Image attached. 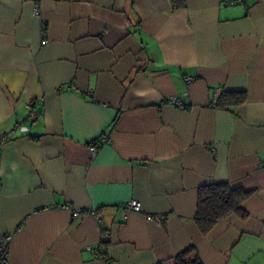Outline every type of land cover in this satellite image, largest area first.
<instances>
[{
    "label": "crops",
    "instance_id": "1",
    "mask_svg": "<svg viewBox=\"0 0 264 264\" xmlns=\"http://www.w3.org/2000/svg\"><path fill=\"white\" fill-rule=\"evenodd\" d=\"M217 91L246 100L219 109ZM16 125L8 264H174L190 246L264 264V0H0V134ZM222 183L250 193L246 217L202 236L198 190Z\"/></svg>",
    "mask_w": 264,
    "mask_h": 264
},
{
    "label": "trees",
    "instance_id": "2",
    "mask_svg": "<svg viewBox=\"0 0 264 264\" xmlns=\"http://www.w3.org/2000/svg\"><path fill=\"white\" fill-rule=\"evenodd\" d=\"M246 94L223 92L219 94L216 108L229 109L244 103ZM250 193L242 189H232L227 184H211L201 187L197 195L195 223L202 236H206L218 221L231 213L246 217L242 204ZM174 264H202L193 246L174 257Z\"/></svg>",
    "mask_w": 264,
    "mask_h": 264
},
{
    "label": "built area",
    "instance_id": "3",
    "mask_svg": "<svg viewBox=\"0 0 264 264\" xmlns=\"http://www.w3.org/2000/svg\"><path fill=\"white\" fill-rule=\"evenodd\" d=\"M34 14H38V11L35 10L34 11ZM194 79L191 78V77H186L184 78V81L189 84L193 81ZM219 92H215L214 93V97L212 99V106L215 107L216 105V102H217V99L219 97ZM165 104H169V105H172V106H175V107H178V108H184V106L182 105V103L179 101V99H177L176 97H169L167 99H164L160 102V106H163ZM38 117V111L35 109V106L33 105V103H30V112H29V118L35 122L36 119ZM20 129V125H16L13 130L7 132V133H2L0 134V143L1 142H4V141H7L9 139H11L16 131ZM90 149V152L93 156H96L97 155V150L98 148L95 146V144L91 145L89 147ZM139 211V206H138V203L134 200L132 201H129L123 208L122 212H123V215L125 216L127 213L129 212H138ZM83 211H81L80 209H76V208H73L71 209V214L73 217H77L79 216ZM93 215H95V212H92ZM100 220V217L98 218ZM101 221V220H100ZM154 221H156L158 224H160L162 222V218L160 217H155ZM12 240V235H4L1 237L0 239V264H8V252H7V249L9 247V244ZM89 251H92L91 248H88ZM102 252V249H97V252L96 253H101Z\"/></svg>",
    "mask_w": 264,
    "mask_h": 264
}]
</instances>
